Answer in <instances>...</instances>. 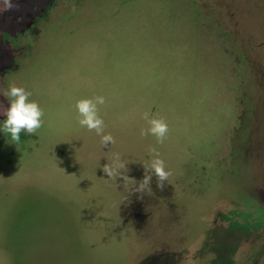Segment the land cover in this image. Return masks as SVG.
<instances>
[{"label":"rangeland","instance_id":"1","mask_svg":"<svg viewBox=\"0 0 264 264\" xmlns=\"http://www.w3.org/2000/svg\"><path fill=\"white\" fill-rule=\"evenodd\" d=\"M12 2L0 111L15 82L44 115L18 144L0 130V264H264V0ZM98 95L114 146L78 123ZM151 149L172 175L141 198Z\"/></svg>","mask_w":264,"mask_h":264},{"label":"clouds","instance_id":"2","mask_svg":"<svg viewBox=\"0 0 264 264\" xmlns=\"http://www.w3.org/2000/svg\"><path fill=\"white\" fill-rule=\"evenodd\" d=\"M15 7L17 6L13 4L12 0H0V12L9 11ZM4 95L9 98L10 107L0 111V114L7 117L0 130L6 134L10 133L11 140L18 144L21 132H27L29 135L37 133L43 125L44 113L37 102L29 100L31 93L26 91L24 87L17 86L15 82L9 84V90ZM105 103V97L98 95L92 98L79 99L74 105L79 125L89 131H95L101 137L100 142L103 147H107L109 144L114 146L116 143L111 133L105 134L106 126L103 118L99 115L98 106ZM143 119L148 126L141 130L140 135L142 137L152 135L156 138L157 143L163 144L169 132L167 122L163 118L150 115L149 112L143 113ZM150 153L152 154L150 162L143 163L145 168L143 179L138 183L133 180L134 187L131 192L140 193L141 198L146 191L151 192L153 176L156 178L157 187L163 190L165 182L172 175L170 171L166 170L165 162L160 158L159 152L151 149ZM108 161L109 163L103 166V172L111 179L122 177L125 186H127L130 178L124 174V170L127 169L126 161L118 153L112 154Z\"/></svg>","mask_w":264,"mask_h":264},{"label":"trees","instance_id":"3","mask_svg":"<svg viewBox=\"0 0 264 264\" xmlns=\"http://www.w3.org/2000/svg\"><path fill=\"white\" fill-rule=\"evenodd\" d=\"M232 262V261H231Z\"/></svg>","mask_w":264,"mask_h":264}]
</instances>
